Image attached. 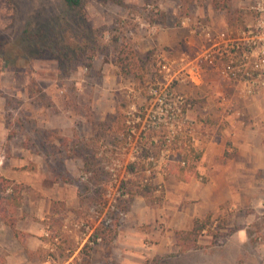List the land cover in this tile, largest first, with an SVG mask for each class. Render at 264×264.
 <instances>
[{
  "label": "rangeland",
  "instance_id": "obj_1",
  "mask_svg": "<svg viewBox=\"0 0 264 264\" xmlns=\"http://www.w3.org/2000/svg\"><path fill=\"white\" fill-rule=\"evenodd\" d=\"M254 1L230 0V10L235 14L242 13L244 22L237 28H231L227 23V29L235 33L254 20V13L250 9ZM147 6H151V9ZM84 7L86 26L101 30L103 46L110 44V32L117 31L131 40L140 53L150 54L149 73L143 90L135 88L130 77H122L117 73L115 55L110 45L60 70L52 51L38 48L37 43L32 46L33 41L23 39L26 26L38 31L42 27H54L58 22L67 20L72 31L67 29L61 32V44L65 46L75 40L74 33L82 29L65 14L64 0H0V127L7 134L5 145H8L10 137L20 131L26 135L31 133L27 136H31L32 141L29 142L34 144V148L47 151L46 139L51 130L45 129L44 124L34 122V116L44 120V112L50 117L78 116L85 122L82 129L93 130L92 134L88 131L82 138L73 140L75 142L70 149L82 157L79 161L83 166H79L74 176L71 173L72 177L67 176L74 181L79 210L66 214L55 224L47 223L59 232L68 248L75 249L79 232L58 231L63 218H86L95 227V232L103 229L102 219L110 218L112 223L116 216L119 218L114 236L100 235L99 241L84 245L71 264H264V200L257 205L247 203L246 198H240V202L234 204L227 201L206 204L201 195L193 197L190 194L189 183H181L166 173V167L157 165L158 168L153 169V181L159 184V188L154 194L160 201L151 202L141 195H135L127 202L126 209L119 206V199L124 200L128 196L124 194L121 197L119 188L121 182L129 178L126 166L128 162L134 161L133 146L138 144L142 147L144 144L139 141L158 142V134H163L167 140L163 145L172 152L167 166L174 160L175 153L183 149L182 140L186 139L196 149L204 151L203 133L225 128L231 114L241 116L235 107L227 112L219 107L221 96L228 97L235 106L233 84L221 82L216 74L209 72L200 84L188 81L174 84L176 91L186 97L190 106L176 120L182 133L174 137L173 141L168 139L171 129H174L172 126L151 129L157 135L146 139L141 135L150 129H144L138 123L132 124L135 116L151 109L150 88L160 80L157 64L159 54L172 59L192 53L191 43L194 41L188 43L189 33L181 24L182 19L185 16H198L211 24L214 21L227 22L226 13L213 9L211 0H192L187 3L181 0H121L120 3L113 0H85ZM162 35L174 36V44L159 43L158 38ZM69 53L74 55L71 48ZM113 77L121 78L123 91L119 94L109 85ZM97 100L103 105H114L111 111L103 113L101 120L95 119ZM117 110L124 113L128 128L125 140L114 142L116 129L113 123ZM184 131L196 140L192 143ZM121 137L118 134L116 138ZM23 142L28 145L27 139ZM86 161L99 167L101 179L95 180L94 170L85 168ZM149 174L146 173V176ZM200 176L197 180L199 186L203 187L205 174L201 173ZM102 181L106 183L103 196L105 204L87 206L81 203V198L91 192L79 191L80 188L87 183L92 190ZM231 194L238 195L235 189H231ZM112 211L116 216L110 215ZM207 215L210 216L211 229L220 234L219 242H214L212 236L205 232L199 238L201 247L183 251L176 240L175 231L186 229L194 218ZM85 248H90L87 255L84 254ZM93 250L94 254L91 255ZM45 254L47 256V250ZM68 255L65 250L58 251L55 264H63Z\"/></svg>",
  "mask_w": 264,
  "mask_h": 264
},
{
  "label": "crops",
  "instance_id": "obj_2",
  "mask_svg": "<svg viewBox=\"0 0 264 264\" xmlns=\"http://www.w3.org/2000/svg\"><path fill=\"white\" fill-rule=\"evenodd\" d=\"M212 25H216L217 29H227V22L214 21ZM175 39L165 35L158 38L163 44H174ZM113 78L109 85L119 94L123 91L121 78ZM233 89L234 107L241 116L231 114L225 128L203 133L204 151L194 145L193 148L200 153L199 157L188 161L185 173L171 175L181 183H189L190 194L193 197L201 195L206 204L226 201L234 204L246 198L247 203L257 205L264 200V89L257 90L252 96H242L235 84ZM95 104L97 120L114 107L109 103L103 105L99 100ZM44 118L41 120V117L34 116V122L51 130L50 135L47 134L45 152L29 142L32 138L27 135L31 133L26 135L20 131L9 138L6 146L7 134L0 127V174L25 186L23 201L11 214L14 228L22 235H15L10 225L0 221V264H55L57 258L51 259L45 254V224H55L66 214L79 210L74 181L67 176H74L79 166L83 165L79 161L81 155L71 151L72 144L86 132L92 134L93 130L82 129L85 122L78 116L50 117L44 112ZM25 139L28 145L24 144ZM72 159L74 161L70 163ZM201 173L205 174L203 187L197 180ZM231 189H235L238 195H232ZM196 219L201 218H194L186 229H190Z\"/></svg>",
  "mask_w": 264,
  "mask_h": 264
},
{
  "label": "trees",
  "instance_id": "obj_3",
  "mask_svg": "<svg viewBox=\"0 0 264 264\" xmlns=\"http://www.w3.org/2000/svg\"><path fill=\"white\" fill-rule=\"evenodd\" d=\"M116 2H121V0H113ZM185 3L191 2L192 0H181ZM230 0H211V6L213 9L218 11H224L227 16V23L231 28H237L244 22V16L242 13H232L229 8ZM85 0H64V12L67 16H70L72 21L77 27H80L79 33L75 34V40L69 41L65 46L61 44V32L72 31V26L64 20L62 23L58 22L54 27H42L41 30L34 31L31 27L26 26L23 29V39L26 41H33L37 43L38 48L48 49L53 52L55 59L58 62V68L64 70L71 66L79 59L91 57L98 53V51L104 50V48L110 45L113 54L115 55V64L118 68L117 73L122 77H130L135 83V88L146 87L147 75L149 73V62L150 54L140 53L136 46L122 35L120 32H110L109 43L102 45L103 34L98 28H91L86 26L87 15L85 13ZM66 29V30H65ZM69 48L72 55L69 53ZM71 54V55H70ZM89 54V55H88ZM91 61V59L89 60ZM111 117H114L113 115ZM125 115L123 112L117 110L114 118V126L116 133H114V142L125 140L127 136V124L125 123ZM150 129L145 134H142V138L150 139L153 135H157L151 132ZM119 135H122L121 139H118ZM158 142H140L144 144H149L145 146L142 144L141 156L137 157L134 161L128 162L126 166V173L129 174V178L123 180L120 184L121 197L127 194V198L122 200L120 207L124 210L126 209L127 202H129L135 195H141L146 200L151 202H158L160 198L154 193L159 188V184L153 181L154 171L150 170V174L146 176V170L151 169L152 161L148 160L150 155L153 159H157L158 153L161 145L166 144L167 140L164 138L163 134H158ZM178 139V138H177ZM177 139L174 141L176 142ZM173 141V140H172ZM181 143L184 145L183 149L178 150L175 153L174 162L171 161L166 166V173L180 175L188 171L187 163L192 158H198L200 153L193 148L190 142L186 139L182 140ZM180 143V144H181ZM151 147V151L149 150ZM183 164V165H182ZM85 168L87 170L93 169V177L95 180H99L102 177V171L97 166L85 163ZM190 169V168H189ZM100 183V182H99ZM99 186L95 185L92 190H90L88 184H84L79 191L91 192L88 196H83L81 198V203H86L89 205L103 206L105 202L103 201L104 191L106 189V183L103 181ZM25 186L22 183L15 182L14 180L8 179L0 174V221L7 223L11 226L13 232L17 236H21L18 230L14 228L13 221L14 217L11 216L12 212L21 205L23 201V191ZM111 216H116L114 211L110 212ZM119 218L116 216L112 223L107 225H102L103 229L97 230L98 235H109L114 236L116 233V228L119 224ZM208 233L212 236L214 242H219V236L217 231H214L210 227V216L207 215L204 218L196 219L190 229L177 230L175 231L176 240L183 251L189 249H197L201 247L199 243V238ZM90 248H85L84 254L90 252Z\"/></svg>",
  "mask_w": 264,
  "mask_h": 264
},
{
  "label": "built area",
  "instance_id": "obj_4",
  "mask_svg": "<svg viewBox=\"0 0 264 264\" xmlns=\"http://www.w3.org/2000/svg\"><path fill=\"white\" fill-rule=\"evenodd\" d=\"M150 7L147 6L148 9ZM250 9L254 13V20L235 33L229 29H217L202 17L185 16L181 24L188 29V43L194 41L191 43L192 53L172 59L159 54L157 64L160 80L150 88L151 109L135 116L132 124H141L144 129L172 126L174 129H171L169 140L180 135L181 126L176 120L190 103L183 94L176 91L174 84L183 81L196 84L209 72L216 74L221 80L235 84L242 96H252L257 90L264 89V0H255ZM218 105L226 112L232 111L234 107L233 102L225 96L219 98ZM184 133L192 143L196 140L188 132ZM132 153L135 160L141 156L142 147L138 144L133 146ZM171 154L169 147L163 145L157 159L148 157L152 161V167L146 173L158 168L157 165L165 168ZM110 222V218L101 220L103 225ZM58 231L79 232L80 235L76 248H68L53 225H45L43 236L47 240V257L55 259L58 251L65 250L69 255L63 264H71L73 257L84 245H92L93 241L101 239L86 218H63Z\"/></svg>",
  "mask_w": 264,
  "mask_h": 264
}]
</instances>
